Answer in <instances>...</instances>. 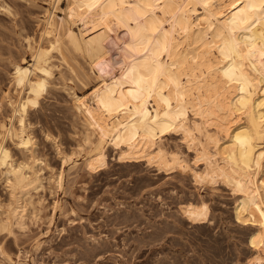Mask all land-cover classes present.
I'll use <instances>...</instances> for the list:
<instances>
[{
  "label": "bare ground",
  "instance_id": "6f19581e",
  "mask_svg": "<svg viewBox=\"0 0 264 264\" xmlns=\"http://www.w3.org/2000/svg\"><path fill=\"white\" fill-rule=\"evenodd\" d=\"M63 1L50 0L55 11H45L39 40L26 36L33 62L15 61L17 93H5L11 114L10 126L0 121V172L11 200L0 203V234L22 227L29 207L34 214L40 210L31 194L39 177L28 117L43 106L52 87L54 52L66 63L70 55L85 56L94 71L116 24L127 35L121 74L108 79L98 73L101 83L92 104L74 99L87 131V165L93 171L105 166L111 146L123 159L185 169L182 156L163 142L181 132L206 164L202 172L194 171L195 178H219L242 196L236 218L254 227L249 247L255 256L247 264H264V63L255 59L264 52V0H66L62 9ZM7 6L0 5L9 14ZM8 138L30 157L17 159ZM71 159L66 154L64 163ZM185 211L193 221L205 222L210 209L202 200ZM0 255L19 263L1 239Z\"/></svg>",
  "mask_w": 264,
  "mask_h": 264
},
{
  "label": "rangeland",
  "instance_id": "374dc122",
  "mask_svg": "<svg viewBox=\"0 0 264 264\" xmlns=\"http://www.w3.org/2000/svg\"><path fill=\"white\" fill-rule=\"evenodd\" d=\"M3 4L12 12L0 7V121L10 126L5 93L11 97L17 93L14 63L25 59L31 65L26 36L39 40L45 11L55 8L50 0H0ZM66 7L64 0L61 8ZM62 9L56 11L58 17L65 15ZM80 28L78 23L75 29ZM113 28L104 59L94 71L85 56L65 52L71 56L69 65V59L60 62L54 52L57 69L49 89L53 88L43 108L31 110L28 117L29 132L36 137L34 168L39 177V187L31 194L40 210L34 214L29 207L22 227L1 232L4 250L18 264H247L255 256L249 247L254 227L236 218L242 196L219 178L202 182L195 178L194 171L202 172L206 164L181 132L167 135L163 142L182 156L185 169L123 159L111 146L105 166L93 171L87 165V131L74 99L77 95L92 104V92L101 83L98 73L108 79L121 74L127 35L116 24ZM262 54L258 51L255 59L263 64ZM7 144L17 159L30 157L10 138ZM66 154L72 159L64 163ZM10 200L0 172V203ZM202 200L209 206V218L193 221L186 206ZM1 212L0 208V217ZM0 264L11 263L0 255Z\"/></svg>",
  "mask_w": 264,
  "mask_h": 264
}]
</instances>
